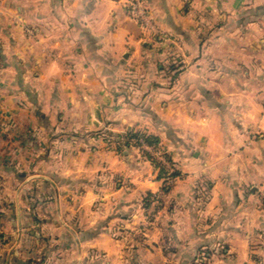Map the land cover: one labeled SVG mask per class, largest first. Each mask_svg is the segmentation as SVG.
I'll use <instances>...</instances> for the list:
<instances>
[{
	"label": "crops",
	"instance_id": "obj_1",
	"mask_svg": "<svg viewBox=\"0 0 264 264\" xmlns=\"http://www.w3.org/2000/svg\"><path fill=\"white\" fill-rule=\"evenodd\" d=\"M130 1L6 0L17 20L0 23L13 30L0 43L15 46L0 65V120L10 113L18 143L0 133L2 245L26 251L42 225L89 246L90 264H264V0H143L146 25ZM71 77H84L94 113L66 122L63 138L81 146L62 149L72 193L44 214L55 150L37 141L42 127L21 124L46 112L44 92L73 89ZM138 131L176 163L167 191L152 162L113 144ZM114 222L131 237L125 257Z\"/></svg>",
	"mask_w": 264,
	"mask_h": 264
},
{
	"label": "rangeland",
	"instance_id": "obj_2",
	"mask_svg": "<svg viewBox=\"0 0 264 264\" xmlns=\"http://www.w3.org/2000/svg\"><path fill=\"white\" fill-rule=\"evenodd\" d=\"M14 3V0H10ZM7 6H6V0H0V23L4 24V23H8L9 21H15L17 20L16 18V12L13 9L12 11L8 12L7 10ZM133 13V12H132ZM139 22L143 23L144 25L148 24V19L146 20V23H144L143 21L139 20ZM13 33L12 29H5L0 27V35L1 34H8V33ZM13 35V34H12ZM0 50H1V54H4V51H8L9 55H11L10 53H14L15 51V46L14 44H8V45H2L0 43ZM6 59V58H5ZM8 59V58H7ZM9 61V60H8ZM12 61V60H10ZM174 60H172L173 62ZM161 61L156 60V66L159 65ZM4 63V57L2 60L1 65ZM175 63V62H173ZM176 63H178V61H176ZM138 65V64H136ZM166 67L171 68V64L168 63L165 65ZM174 70V69H173ZM174 72V71H172ZM84 77H71V79L68 82H73L76 83L75 86H71V88L73 87V89L68 88V84H65V87H67L68 89L71 90H64L62 92L59 93H54L53 99H51L52 95L49 92H44V107L43 110L46 112H41L39 115V118L36 117L37 120H32L30 118H26L25 114L23 116V118L25 117L27 120L22 122V126L21 127H25L26 125L31 126V127H35L38 125V128L41 129L42 127V133L39 132L37 138H38V142L39 141H43L45 148H49V149H53L55 150L54 155H52L48 161L49 166L54 163L55 165V170H54V177L53 179V185L54 187H48L45 185H41V193L43 195L48 194L49 196H51L52 198H55V200L53 201L54 203L51 204L50 206H44V205H40L37 209L38 211H43L44 214H47L48 211H50L49 209H53V211H61L62 209H64V206L62 204L61 201L58 200L59 197H63L64 195H68L69 193H72V190H70L69 188H65L64 184L66 183V179L63 176V171L66 165V158L62 156V149H63V145H72L73 144V149H79L81 148V146L78 144L73 143L72 141H69L68 138L64 139L63 137H66L67 133L66 132H72V130L69 129V125L66 124L67 120L70 119V117H75L76 119H81L82 121L84 120L85 117H88L90 111L91 113H94V108L93 107H87L88 109H86V107H84V94H87L86 96L89 98L88 92L89 91H84L83 89V85L85 80H82ZM93 77H87V80H91ZM136 78V77H135ZM134 77L132 78L133 81L135 79ZM169 78L172 79L174 78V75L171 74V76H169ZM90 82H87V84ZM70 84V85H71ZM61 86V82L60 85H58L57 87ZM64 87V86H62ZM90 94V93H89ZM83 99V100H82ZM57 100V104L58 106L54 108L50 107V101L53 103V101ZM42 109V108H41ZM40 109V111H41ZM30 113V112H29ZM45 113H49V114H45ZM32 114L35 116V113ZM47 118V119H46ZM52 118V122L53 124H51L52 122L47 124L48 119ZM10 118V113H4L3 116L1 117L0 120V133H3L5 135H7V137H5V141L6 143L9 144V148L11 149L13 146L17 147V141H15L13 139L14 137V130H15V125L12 122L13 119ZM52 127V128H51ZM51 128V129H49ZM142 141V146H140L137 141L132 140L129 143V138H120V139H115V141H113V144L116 146L118 144L119 150L122 151L125 154V149L127 148H132L131 150H133V153L130 152L128 155L129 157H132L134 155V153H136V151L140 152V155L142 157V159L152 162L153 161L149 158V156L147 154H145L143 152V150L148 151L151 155L155 156L156 159H159L162 164L170 171H174L177 170L176 167V163L174 162V164L172 163L171 160H169L161 151H159L157 148H155L152 145H148L146 142H143V140L141 139L140 142ZM109 142V141H107ZM110 143V142H109ZM117 143V144H116ZM129 143V144H128ZM13 145V146H12ZM140 146V147H139ZM134 149L136 151H134ZM89 153V152H88ZM159 155V156H158ZM22 157V156H21ZM162 159H160V158ZM23 158H25V170L29 171V164H30V160H28L27 156H24ZM68 160V159H67ZM47 162L45 161L44 164H42V167L40 168V171H42L43 175L45 173V170L48 168ZM153 165L155 166V164L153 163ZM157 172H154V178L159 176V168L157 166H155ZM51 169V166L48 168ZM68 169V168H67ZM66 169V170H67ZM30 173V171L28 172ZM52 176V175H51ZM172 176V175H170ZM174 179L173 181H167L166 178H161L162 180H164V185H172V183H174V181L176 182L177 180H179L181 178V175H177V176H172ZM159 178V177H158ZM162 192V191H161ZM156 198V197H155ZM154 198V199H155ZM52 207V208H51ZM148 210H150L148 208ZM51 212V211H50ZM39 213V212H38ZM149 213H153L152 210H150ZM58 214V213H57ZM40 215V214H39ZM58 222L62 223V218L61 216H58ZM43 224L42 220H39V224ZM112 225V224H111ZM114 228H116L115 233H112V235L114 236V238L120 239L122 242H120V246L121 247V252L118 251L117 256H121V257H125L126 253H125V246L127 245V242L129 241V239L131 237H129V235L126 233V229L122 227V225H119V222H114V224L112 225ZM129 227V226H128ZM46 228L43 227L42 225L39 226V229H37V234L35 236H28L27 240H26V247L27 250L25 251H21V252H16V245L14 246V244L12 245H2V240H0V264H16L14 258L16 257L15 255H17V258H22L21 263L18 264H79V261L83 259V257L87 258V260H84L85 264H90L89 263V255L92 254V251H87L89 246H84V245H79L78 243L73 244L69 242V237L61 236L60 231L57 228V230H55L57 234H52L50 232L51 231H44ZM130 229H133L132 227H130ZM54 232V230H53ZM22 240V244L21 247H23V239ZM255 242V241H254ZM18 247V246H17ZM86 251V252H85ZM98 256V254H97ZM32 258V259H30ZM92 262V261H90Z\"/></svg>",
	"mask_w": 264,
	"mask_h": 264
},
{
	"label": "trees",
	"instance_id": "obj_3",
	"mask_svg": "<svg viewBox=\"0 0 264 264\" xmlns=\"http://www.w3.org/2000/svg\"><path fill=\"white\" fill-rule=\"evenodd\" d=\"M2 60H3V54H1V50H0V65L2 63ZM174 62V61H173ZM171 62V64L173 65V68L176 67L177 63H173ZM125 138H129V143L132 141V140H135L137 141V143L142 146V141L140 142V140L142 139L143 142H146L148 145H152L154 146L155 148H157L158 150H160V147H159V142H160V139L158 136L156 135H153V134H148L146 132H142V131H138L136 133H132L130 132L129 134H127L125 136ZM128 143V144H129ZM139 146V147H140ZM143 152L145 154H147L149 156V158L153 161V163L155 164V166H157L159 168V178H165V177H168L170 175L172 176H177L179 175V172L177 170H174L172 172H170L163 164L162 162L159 160V159H156L155 156L151 155L148 151L146 150H143ZM163 154L169 159L172 161V163L174 164V161L171 157L170 154H168L167 152H164L162 151ZM170 185H164L163 187V190L167 191L168 188H169ZM154 200V195H149L147 197V203L146 205L149 206L150 203Z\"/></svg>",
	"mask_w": 264,
	"mask_h": 264
},
{
	"label": "built area",
	"instance_id": "obj_4",
	"mask_svg": "<svg viewBox=\"0 0 264 264\" xmlns=\"http://www.w3.org/2000/svg\"><path fill=\"white\" fill-rule=\"evenodd\" d=\"M131 11L133 12V14L140 19L141 21H143L144 23H146L147 20V14H146V10L143 6V0H131ZM159 156V155H158ZM160 158V157H159ZM161 159V158H160ZM162 160V159H161ZM173 177L172 176H168L166 178L167 181H173ZM157 199V198H156ZM155 199V200H156Z\"/></svg>",
	"mask_w": 264,
	"mask_h": 264
}]
</instances>
